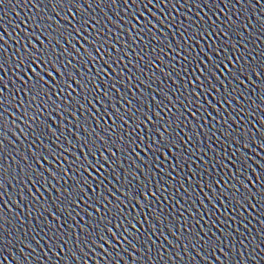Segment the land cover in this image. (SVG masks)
Masks as SVG:
<instances>
[{"label":"water","instance_id":"1","mask_svg":"<svg viewBox=\"0 0 264 264\" xmlns=\"http://www.w3.org/2000/svg\"><path fill=\"white\" fill-rule=\"evenodd\" d=\"M154 2L156 7L149 6L145 12L148 19L156 25L153 29L154 36H145L129 28L136 39L134 44L122 29L127 27L123 22L128 19L130 12H136L135 6H131L129 10L124 7L123 0H118L115 5L111 3V0H87L86 3L81 0L82 12L76 13V9H72L78 18L83 15L89 19L90 38H95L96 31L94 30H102L104 36L101 40L111 36L110 43L116 45L115 48L105 45L98 54L83 40L79 43L73 41L71 45L62 41L66 48L74 47L80 53L77 56L70 50L67 59L80 68L89 89H91V83L87 80L88 76H92L99 85V94L103 104H96L95 108L87 105V100L84 99V94L80 93L79 88L72 94L77 96L80 93V103L87 105L89 109L85 111L83 117L77 111V119L83 121L84 117H87L91 128L96 129L97 132H100L97 122L101 125L112 124V119L104 113L111 114L113 105L121 113H124L125 109H129L137 116L139 112L136 109L147 112L141 103L133 99V97H140L141 93L146 98L144 102L155 112L157 109L151 100L153 96L157 101L161 100L162 91L167 92L174 99L177 96L183 99L185 95L193 91L192 85L188 86L187 91L182 86L191 78V73L183 71L186 62L182 57L187 53L178 48L177 44H183L187 36L180 35L176 23L191 25V22L195 21V26L199 31H202L204 27L208 28L210 38L205 36L203 40H200L197 36L194 39L198 43L187 41L191 45L189 51L194 49L193 54L199 53L201 48L207 52L209 45L230 40L239 51L234 53L229 45L225 49L229 55L239 56L243 53L244 55L240 58L241 64L254 65L258 70L259 67L264 66V0H239V2L237 0H169L167 6L160 0H154ZM33 4L36 6L34 7ZM173 4L176 5L175 11L172 9ZM67 10V5L63 9H57L60 16H56L49 0H0V35L7 42L4 44L6 55L11 58L20 48L21 42L27 44L25 32L35 31V25L29 19L30 17H34L36 22H40L41 16L52 17L63 25L65 21L60 17L64 16ZM140 10L144 11L142 5ZM149 13L152 15H148ZM138 19L142 18L138 17ZM231 22H235L237 29L229 32L226 38L220 33V28H229ZM213 27L216 28L215 31ZM81 44H85L88 51L96 56L95 67H93V62L88 60ZM177 52H180L179 56ZM105 53H110L113 57L119 55L123 62L113 64L115 72L105 65L108 75L95 76L96 68L103 63L100 56ZM213 55H215L214 52ZM81 59L86 62L87 67L79 63ZM12 62L15 63V61ZM121 72L123 78L118 75ZM177 72H180V75H177ZM249 74L252 75V82L245 80L246 87L237 85L238 91L232 93L235 99L230 98L223 107L216 105L211 96L207 97V101L215 106V111L207 106L205 94L199 92V87L196 88L199 102L205 103V108L197 110L196 97H189L193 101L191 110L197 116L195 120L189 116L179 128H176V132L183 138V143L173 150L185 153V159L181 161L183 167H176L177 159L171 153H166L167 160L160 157L159 163H154L150 159L153 153L149 152L145 156L143 152H139V149L137 152L141 157L140 160H137L135 154L132 153H116L118 165H113L115 172L109 169L111 184H108V189L124 200L121 207L124 208L125 214H128V220H132L136 227L133 229L125 220L120 227H113V232L118 238L125 231L135 232L138 239L133 240L129 236L130 243L121 239L117 244L115 240L108 237L109 243L104 244L103 251L100 247L88 242L80 232V227L83 226L95 236V225L89 224L87 215L92 210L87 207L86 203H81L80 208L75 210L71 206L68 207V211L72 212V218H69L67 213L61 215L54 212L53 201L61 204L64 198L63 188L71 185V180H68V185H65L67 177L61 179L60 174L56 173L57 178L53 179L42 170L44 180L35 183L26 179L22 180L17 164L24 167L25 160L29 164H34L33 154L44 152V148L35 138L36 134L28 127L31 121L20 119L23 109L19 104L16 109L10 108L9 111L13 115L8 116V127L6 129L0 127V133H3L0 139L4 140V150L0 152V161L16 174V179H13L11 174H6L4 187L0 189V217H3L0 219V262L2 264H65L68 260V264H264V230H262L264 229V204H257L256 199H253L252 204L256 205L255 208L247 205L245 208H236L235 205L229 207L227 200L221 204L220 200L212 198V192L209 191L206 183L212 178L218 179L228 169L234 172L233 162L242 164L241 156L245 159L251 157L247 160V171L241 168V172L250 177L253 183L256 181V175L264 174V169L256 166V164L264 165V137L261 135L264 133V125L260 124V120L264 118V80H258L251 72ZM76 75L80 78L79 74ZM0 77H3L4 84L7 85L4 88V85L0 84V88H3L6 96L11 97L18 85V82H14L12 71L0 72ZM101 79L104 83H100ZM113 83H115V89L112 87ZM231 87V85L228 86V91H231ZM223 91L222 88L221 92ZM105 92L108 94L107 97L103 96ZM20 95L22 96L23 93ZM95 95L97 93L93 90L91 97L93 103H96ZM125 97L132 102L131 108L124 99ZM64 99L65 94H61L60 100ZM53 101H56V97H53ZM164 103L167 104V101ZM168 107L172 108V105L169 104ZM176 107L182 112L185 111L183 104H177ZM73 110L69 108L68 111ZM175 110L173 108V111ZM51 114V119H47V112L41 117L45 120L46 126L52 130L47 134V138L41 137V139L57 152L59 150L52 144L53 140H56L61 149L69 148V144L64 142L65 139L74 145L69 152L64 153L67 160L60 159L44 164L46 168L55 173L61 166L68 168V163L74 159L71 152H75L83 159L88 149L82 141L95 137L76 127V120L68 112H60L57 115L53 110ZM160 115L165 120L169 118L164 112ZM117 123L120 121L117 120ZM132 123L133 121L129 119V125ZM129 125L124 126L125 135H127ZM69 128L73 133L78 134L81 140L78 141L75 135L69 133L67 131ZM146 132L147 130L141 126V129L134 134L135 144L141 143L139 137ZM189 137H191L190 140ZM141 146L146 147V145ZM81 147H84V152L80 151ZM5 155L8 157L7 160H3ZM99 155L97 153V158ZM107 155L105 153V156ZM88 159L91 160L93 157L88 155ZM105 167L107 168V165ZM174 167L175 170H173ZM253 169H256L255 173ZM149 171L153 175H149ZM68 172L70 176L75 174L71 168H68ZM132 173H135V177ZM82 175L86 174L82 173ZM243 175L239 179L242 180ZM137 180L139 184L151 182L150 187L153 192H156V197L149 195L147 201L140 198L141 204L145 205L143 208L136 205L135 200L130 202L121 195V191H117V189L123 190V185L129 181L138 189ZM105 183L108 182L105 181ZM245 183L247 184V181ZM157 184H159V191ZM228 184L240 187L236 179L228 180ZM93 187H96L95 182ZM248 188L253 193L255 192L251 185H248ZM221 189L228 191L223 185L214 191L219 195ZM241 191L243 192L244 189ZM104 195L108 196L113 204L117 203L108 191H104ZM213 204L219 211L213 208ZM45 208L53 212L57 219L44 211ZM205 209L208 211L206 212ZM152 212L158 213L160 219L157 220ZM102 213L107 214L104 208H102ZM137 214L140 216V223L132 219ZM92 215L96 217L94 211ZM72 219L75 223H72ZM113 223L116 224L118 221L114 220ZM76 235H80L81 239L77 240ZM209 237L218 241L215 251L204 250L203 242ZM99 243L102 241H98ZM69 249H71L70 252ZM69 257L74 258L69 259Z\"/></svg>","mask_w":264,"mask_h":264},{"label":"snow or ice","instance_id":"2","mask_svg":"<svg viewBox=\"0 0 264 264\" xmlns=\"http://www.w3.org/2000/svg\"><path fill=\"white\" fill-rule=\"evenodd\" d=\"M84 2L86 3L87 0H84ZM160 2L167 6L169 0H160ZM237 2H239V0H237ZM49 3L56 16H60V12L57 11V9H63L65 5L68 6L67 13L60 17L65 21L63 25L55 21L52 17L41 16L40 22H36L34 17H30L29 19L32 20V23L35 25V31L31 33L25 32L27 44L21 42L20 48L16 50V53L11 58L6 55V49L4 48V44L7 42L4 41L3 36L0 35V72L11 70L15 78L14 82H18L16 91L11 97L6 96L3 88H0V127L5 129L8 127V116L13 115L9 109H16L17 104H19L20 108L23 109L20 119L31 121V123H28V127L36 134L35 138L40 141V144L44 148V152L33 154L32 159L34 160V164H29L27 160H25L24 167H20V165L17 164L22 180L26 179L33 183L44 180L41 170L53 179L57 178L56 173L60 174L61 179L67 177L65 185H68V180H71L72 184L63 188L64 198L61 204H56V202L53 201L55 205L54 212L60 213L61 215L67 213L69 218H72V212L68 211V207L71 206L72 209L75 210L80 208L81 203H86L87 207L96 213V217H93L92 211L87 213L89 216V224L95 225V236L83 226L80 227V232L88 242L100 247L103 251L104 244L109 243L108 237L115 240L117 244L120 243L121 239L126 243H130L128 240L129 236H131L133 240L138 239L135 232L130 233L125 231L120 234L119 238L117 234L113 232V227H120L125 220H127L128 224L133 229L136 227V224L132 223V220H128V214H125L124 208L121 207V205L124 204V200L115 196L111 193L110 189H108V184H111V180H109L111 172H109V169L115 172L113 165H118L116 153H132L135 154L137 160H140L141 157L139 156V152H143L145 156L151 152L153 155L150 159H152L154 163H159L160 157L167 160L168 156L166 153H171L177 159L176 167H183L181 161L185 159V153L173 150L177 149L178 145L183 143V138L176 132V128H179L189 116H191L193 120H195L197 116V114L191 110L193 101L189 99V97H196L197 102L195 103V107L197 110L204 109L206 103L208 107L213 108V111H215V106L207 101L208 96H211L212 99L215 100L216 105L223 107L230 98L235 99L232 93L238 91L237 85H245V80L249 83L252 82V75H250L249 72L254 74L258 80H264V66L259 67L258 70L254 65L246 63L241 64L240 58L244 55L243 53L239 56L229 55L225 51L229 45L232 47L234 53L239 51L236 45L231 43L230 40L225 43L209 45L207 52H205L204 48H201L199 53L193 54L194 49L189 51L191 45H189L187 41L198 43V41L194 39L197 36H199L200 40H203L205 36H209L210 38L208 28L204 27L202 31H199L195 26V21H192L191 25H185L182 22L176 23V28L180 30V35L187 36V40L184 41L183 44H177L178 48H181L187 53L182 57L186 62L183 71L185 73H191V78L182 86L185 91H187L188 86L192 85L193 91L185 95L183 99H180L179 96L174 99L173 96L162 91L161 100L157 101L155 96L152 97L151 103L155 104L157 109L155 112L144 102L146 98L144 94L141 93L140 97H133V99L141 103L143 107L147 109V112L136 109V111L139 112V116H137L129 109H125L124 113H121L113 105L111 114L107 112L104 113V115L109 116V119H112V124L101 125L97 122V128L100 129V132H97L96 129L91 128V125L87 121V117H84V120L81 121L77 119L76 113L79 111L80 116L83 117L85 111L89 110L87 105H91L92 108H95L96 104H103L102 97L99 94V85L92 76H88L87 80L91 83V89H89L88 83L85 82L84 74L80 72V68L76 67L71 60L67 59L70 50L75 52L77 56L80 55V53L74 47L71 49L66 48L62 41L71 45L73 41L79 43L80 40H83L87 45L94 48L98 54L104 49L105 45L109 48H115L116 45L110 43L111 36H107L101 40V37L104 36L102 30H94L96 31V36L94 39L90 38L88 33L90 27L89 19L83 15H80L78 18L76 15V13L82 12L83 5L81 0H49ZM111 3L115 5L118 3V0H111ZM123 4L124 7L129 8V10L131 6H135L137 9L134 13L130 12L128 19L123 22L127 27H124L122 30L128 34L132 43L134 44L136 39L132 36V32L129 31V28L145 36H154L153 29L156 28V25L151 19H148V16L145 14L149 6L156 7L154 0H123ZM141 5L144 11L140 10ZM33 6L35 7L36 5L33 4ZM73 8L76 9V13L72 11ZM175 8L176 5L173 4V11H175ZM148 15L152 14L149 13ZM138 17L142 19H138ZM173 22L175 23V21ZM96 23L98 24L99 21L97 20ZM117 27H120V25H117ZM165 27H168V25H165ZM236 29L237 25L235 22H231L229 28H220V33L227 38L228 33L236 31ZM215 30L216 28L213 27V31ZM81 48L84 49V53L87 55L88 60L92 61L93 67H95L96 56L88 51L85 44H81ZM21 49H23L22 52ZM213 52L215 55H213ZM221 53H223V55ZM125 55H127V53H125ZM179 55L180 52H177V56ZM100 60L103 63L100 67L96 68L95 71V76L98 77L108 75L104 67L105 65L115 72L116 69L113 68V64L123 62L119 55L113 57L110 53L101 55ZM12 61H15V63ZM79 63L87 67L83 59H81ZM125 67H127V65H125ZM76 74H79L80 78H77ZM118 75L123 78L122 72L118 73ZM177 75H180V72H177ZM140 82L143 83V81ZM100 83H104L103 79L100 80ZM0 84H3L4 88L7 87V85L4 84L3 77H0ZM229 85L232 86L231 91H228ZM112 87L115 89V83L112 84ZM197 87H199L200 93L205 94V103L199 102V94L196 91ZM77 88L80 89V93L84 94L87 105L80 103V93H78L77 96L72 95L76 92ZM222 88L224 89L223 92H221ZM93 90L97 93V95H95L96 103H93V99L91 98L93 96ZM129 91H131V89H129ZM153 91L155 92V89H153ZM21 93H23L22 96L20 95ZM61 94H65V99L62 101L60 100ZM107 95V92L103 93V96L107 97ZM17 97H19V100H17ZM53 97H56V101H53ZM124 99L129 103L131 108L132 102L128 101L126 97ZM69 101H71V103H69ZM164 101H167V104H165ZM169 104L172 105V108L168 107ZM177 104H183L185 111H180V109L176 107ZM229 106L231 107V105ZM121 107H123V105H121ZM69 108L74 110L69 112ZM173 108L176 110L173 111ZM53 110L56 111L57 115H59L60 112H68V114L76 120V127L83 129L85 133L95 137L93 139L86 138L82 141L83 145L88 149L83 159L76 155L75 152H71L74 159L68 163V168H71L75 173L71 176L69 175L68 168L63 166L57 169L55 173L44 166L45 163L51 161H59L60 159L67 160V156H65L64 153L69 152L70 148L74 147V145H71L70 141L65 139L64 142L69 144V148L61 149L60 145L56 143V140H53L52 144L59 150V152H57L53 151L49 145L45 144L44 140L41 139V137L47 138V134L52 131L51 128L46 126L45 120H42L41 117L47 112V119H51ZM97 111H99V109H97ZM161 112H164L169 118L167 120L163 119L160 115ZM113 117L115 118L113 119ZM153 117H155V119H153ZM129 119L133 121L131 125H129ZM117 120H119L120 123H117ZM69 123H71V121ZM173 124H175V127H173ZM260 124L264 125V118L260 120ZM33 125H35V127H33ZM125 125H129L127 135H125ZM149 125H151V127H149ZM141 126H143L147 132L139 137L141 143L135 144L133 137L134 134L141 129ZM89 129H91V132H89ZM161 129H163V131H161ZM67 131L75 135L78 141L81 140V137L73 133L71 128L67 129ZM101 133L103 134L101 135ZM261 135L264 137V133ZM0 136H3V133H0ZM145 136H147V140H145ZM157 137L159 138L158 140ZM57 139H59V137H57ZM190 139L191 137H189V140ZM133 144H135V147H133ZM141 145H146V147H142ZM246 146L247 145H245V147ZM113 149H115V151H113ZM137 149H139V152H137ZM3 150L4 140L0 139V152H3ZM80 151L84 152V147H81ZM97 153L100 154L99 158H97ZM105 153L108 155L105 156ZM88 155H91L93 159H88ZM7 158V155H5L3 160H7ZM12 159L15 161V157ZM225 159H227V157H225ZM250 159L251 157L245 159L241 156L240 160L243 161L242 164L233 162V167L235 168L234 172L232 169H228V171H226L224 175L219 176L218 179L212 178L206 182L209 186V191L212 192L213 199L220 200L221 204H224V201L227 200L229 207L235 205L236 208H245L246 205L255 208L256 205L252 204L253 199H256L257 204H264V174L256 175V181L253 183L250 177L243 175L241 172V168L247 171V160ZM110 160L112 161L111 163L109 162ZM253 163L256 164L255 161H253ZM105 165H107V168ZM256 166L257 168L264 169V165L262 164H256ZM173 170H175V167ZM255 171L256 169H253L254 173ZM82 173L86 175H82ZM6 174H11L12 178L16 179V174L11 169L7 168L4 162L0 161V189L4 187V180L7 179ZM148 174L153 175L151 171H149ZM132 175L135 177V173H132ZM165 175H167V173H165ZM242 175L243 179L241 180L239 177ZM161 179H163V177H161ZM232 179H236L237 183L240 185L239 188L236 187L235 184L229 186L228 180ZM105 181L108 183L106 184ZM245 181H247V184ZM94 182L96 185L95 188L93 187ZM45 183L47 182L45 181ZM136 183L139 184V180H137ZM150 183L151 182H149V184H139V188L137 189L129 181L123 185V190L117 189V191H121V195L126 197L130 202L135 200L136 205H140V207L143 208L145 205L141 204L140 198L147 201L149 195L156 197V192L152 191ZM220 185H223L228 191L221 189L219 195H217L214 189L219 188ZM248 185H251L252 188L255 189L254 193L248 188ZM97 189H101V191L98 192ZM241 189H244V191L242 192ZM157 190H160L159 184H157ZM104 191H108L117 203L113 204L112 201L108 199V196L104 195ZM164 191L167 190L164 189ZM137 192L139 193L138 196ZM29 195H31V193H29ZM165 199H167V197H165ZM108 205H111V207H108ZM102 208L105 209L106 215L102 213ZM213 208L219 211L214 204ZM44 211L48 212L49 215H53L54 219H57L48 208H45ZM205 211L207 212L208 210L205 209ZM209 214L211 215L213 213ZM77 215H79V213H77ZM152 215L155 216L157 220L160 219L158 213L152 212ZM109 217H111V219H109ZM0 219H3V217H0ZM81 219H83V217H81ZM132 219H134L136 223H140L139 214ZM114 220L118 221V223L114 224ZM65 223H67V221H65ZM72 223H75L74 219H72ZM169 231H171V228H169ZM75 238L80 240L81 236L76 235ZM197 240L199 241V237H197ZM98 241H102V243L98 244ZM203 243L205 251H208V249L215 251L218 247V241L213 237H209L208 240ZM57 246L60 245L57 244ZM70 251L71 249H69V252ZM73 258L74 257H69V259ZM0 264H2V262H0ZM65 264H68V260L65 261Z\"/></svg>","mask_w":264,"mask_h":264}]
</instances>
